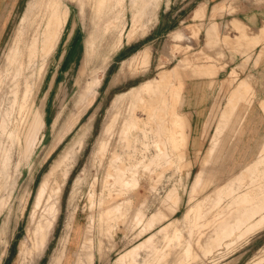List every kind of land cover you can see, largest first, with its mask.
<instances>
[{
    "label": "rangeland",
    "instance_id": "rangeland-1",
    "mask_svg": "<svg viewBox=\"0 0 264 264\" xmlns=\"http://www.w3.org/2000/svg\"><path fill=\"white\" fill-rule=\"evenodd\" d=\"M0 264H264V0H25Z\"/></svg>",
    "mask_w": 264,
    "mask_h": 264
},
{
    "label": "crops",
    "instance_id": "crops-1",
    "mask_svg": "<svg viewBox=\"0 0 264 264\" xmlns=\"http://www.w3.org/2000/svg\"><path fill=\"white\" fill-rule=\"evenodd\" d=\"M25 0H0V34L5 31L10 17L14 16ZM192 112H197L196 109Z\"/></svg>",
    "mask_w": 264,
    "mask_h": 264
},
{
    "label": "bare ground",
    "instance_id": "bare-ground-1",
    "mask_svg": "<svg viewBox=\"0 0 264 264\" xmlns=\"http://www.w3.org/2000/svg\"><path fill=\"white\" fill-rule=\"evenodd\" d=\"M57 181V180H56Z\"/></svg>",
    "mask_w": 264,
    "mask_h": 264
}]
</instances>
